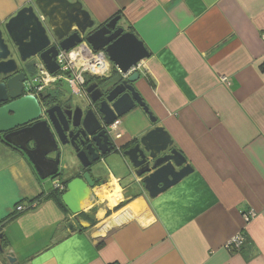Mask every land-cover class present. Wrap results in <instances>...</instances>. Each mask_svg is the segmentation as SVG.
<instances>
[{"label":"crops","instance_id":"crops-1","mask_svg":"<svg viewBox=\"0 0 264 264\" xmlns=\"http://www.w3.org/2000/svg\"><path fill=\"white\" fill-rule=\"evenodd\" d=\"M34 1L0 0V27ZM78 1L95 26L120 15L149 53L134 85L156 122L124 115L119 145L161 126L193 171L149 198L111 153L72 215L0 138V264H264V0ZM62 174L60 194L77 176Z\"/></svg>","mask_w":264,"mask_h":264},{"label":"water","instance_id":"water-1","mask_svg":"<svg viewBox=\"0 0 264 264\" xmlns=\"http://www.w3.org/2000/svg\"><path fill=\"white\" fill-rule=\"evenodd\" d=\"M120 18L117 15L103 25L95 26L89 12L78 0H35L20 8L0 27V78H6L0 82V103L5 102L0 107V135L6 133L3 140L26 155L42 180H52L63 173L60 147L68 144L72 146L76 152L72 161H67L68 154H64L63 158L66 164H72L77 159L83 173L70 178L60 196L63 205L72 215L80 214L83 211L82 203L90 199L92 189L97 183H104L101 177H94L90 171L91 162L98 160L99 156L89 160L85 151L76 146V139L80 135H92L98 131L96 136H103L105 140L113 137V143H108L110 148L101 151V154L121 152L132 170L130 185L140 184L149 198L156 197L193 171L186 158L173 146L169 133L161 126H155L138 139L119 145L121 134H117L114 127L110 126L114 121L139 107L151 122H156L135 89L139 72L127 78L123 76L132 66L149 57V53L133 32L124 31L118 26ZM52 41H58V48L65 51L82 42L87 43L93 51L102 50L120 73L119 79H122L106 97L100 89H95V84L88 86L92 102L101 98L98 108L100 119L91 108L84 115L79 109L80 116L76 120L74 113L71 123L72 127L77 128L76 132L69 130L62 114L51 119L59 143L46 120L11 131L42 116L38 100L34 96H22L24 90L30 89V84L25 85V74L19 71L12 54L15 51L21 62L39 56L46 69L54 73L58 69L55 61L58 50ZM51 111L52 108L47 113ZM29 141L33 142V148H28ZM54 151H57L56 157L49 158L48 155ZM7 259L12 262L14 258L7 253Z\"/></svg>","mask_w":264,"mask_h":264},{"label":"flooded vegetation","instance_id":"flooded-vegetation-1","mask_svg":"<svg viewBox=\"0 0 264 264\" xmlns=\"http://www.w3.org/2000/svg\"><path fill=\"white\" fill-rule=\"evenodd\" d=\"M52 44L57 46V50H58L57 54H58L59 53L58 41H52ZM12 57L16 59L19 71L24 72L27 83L30 84L29 81H31L32 78L34 79V77L38 76V80H36V83L31 82L32 85L30 89L24 90L22 92V96H26V95L34 96L38 100V104L41 108L42 116L35 121H32L30 123H27L19 127H16L12 129L11 131H15V130H18L24 127L31 126L37 121L46 120L50 127V130L53 133L54 138L57 139L58 143L60 139L56 131L53 128L51 119L54 120L59 115L62 114L65 117L69 125V130L71 132H76L77 128L72 127L71 123L73 122L74 113H75L76 120L80 116L79 109L81 111V114L84 115V113L88 109L91 108L95 116L98 119L101 118V114L98 111L99 102L101 101V98L97 100L96 102H92L90 98V93L87 91L88 86L91 84H95V89L97 88L100 89L101 92L103 93V96L106 97L109 91H111L114 86H116L119 82L122 81V79L121 80L119 79L121 75L118 72V70L112 64H110L108 71L103 75L93 76V75L82 73L80 77H77L74 80V82L70 84L68 80L64 78L55 79L54 81H50L45 84L43 83L42 77L45 71L44 69H46V67L44 63L41 61V59L39 58V56H34V57L29 58L25 62H21L19 61L16 52L14 51L12 54ZM123 76L124 78H127L130 75L126 76V74H124ZM5 79H6L5 77L1 76L0 82L4 81ZM64 83H66L68 87L70 88L71 94L82 98V102L74 101L71 98V96L67 94L65 89L62 88V84ZM8 101H11V100H8ZM4 104L5 102H1L0 107L3 106ZM51 108L53 109V111H51V113L48 114L47 111ZM119 124L120 123H118L116 126H113L114 128L112 127V124L110 126L116 130ZM11 131H8V132H11ZM5 134L6 133L1 134L0 138L2 139ZM97 134H98V131L92 135H85V136L80 135L76 139V146L80 150L85 151L89 160H91V158L96 155L99 156L98 160L91 162L90 171H93L94 168L92 167H94L98 163L103 162L108 155H110L111 153H114L113 151H110V152H106L104 155L101 154V151L106 150V148H110L108 146V143L109 142L113 143L112 141L113 137L110 136L108 139L105 140L103 136H96ZM27 146L28 148H33V142L29 141L27 143ZM60 149H61L60 154H61V159H62L61 160V170L70 171V172L76 171L77 175H80L81 173H83V169L77 159H74L72 164H68V163L66 164V160L63 158L64 154H68V156L72 154L73 156H75L74 153L76 152H74V149L72 148V146L68 144L65 146H61ZM56 154H57V151H54L50 153L48 157L55 158ZM57 179L58 178H54L52 182Z\"/></svg>","mask_w":264,"mask_h":264},{"label":"built area","instance_id":"built-area-1","mask_svg":"<svg viewBox=\"0 0 264 264\" xmlns=\"http://www.w3.org/2000/svg\"><path fill=\"white\" fill-rule=\"evenodd\" d=\"M56 63L58 64V69L54 73H50L47 69H44V74L42 77L43 83H48L54 81L55 79L64 78L68 80L69 84L73 83L77 77H80L82 73L88 75H103L105 74L109 67L110 63L106 55L102 51H93L90 47L82 42L77 44L75 47L65 51L59 48V53L56 56ZM141 64L138 63L135 66H132L127 75H131L134 72H140ZM38 76L32 78L30 81L36 83ZM119 123V120H116L112 123V126H116ZM54 188L59 190L64 189V184L61 181H54ZM32 207L35 204L31 205ZM24 210L23 206L18 205L16 207V212H22ZM244 238L241 235H236L232 238L231 244L234 248H239L243 244Z\"/></svg>","mask_w":264,"mask_h":264},{"label":"rangeland","instance_id":"rangeland-1","mask_svg":"<svg viewBox=\"0 0 264 264\" xmlns=\"http://www.w3.org/2000/svg\"><path fill=\"white\" fill-rule=\"evenodd\" d=\"M25 85L27 86V82H25ZM62 88H64L65 89V91L67 92V94L69 95V96H71V98L74 100V101H78V102H82V98H80V97H78V96H76V95H73V94H71V90H70V88L68 87V85L66 84V83H64V84H62ZM72 158H73V155L71 154L70 155V157L68 156V158H67V161L68 162H71L72 161ZM97 166H98V168L101 170L100 172L103 174V175H106V172H107V170H106V167H107V165L105 164V163H98V164H96L94 167H92V168H96L97 169ZM68 171H64V173L62 174V177L63 178H65L66 177V173H67ZM47 182V181H46ZM49 183H51V181H49ZM122 183H123V185H127L126 183V179H124L123 178V180H122ZM130 185V184H129Z\"/></svg>","mask_w":264,"mask_h":264},{"label":"trees","instance_id":"trees-1","mask_svg":"<svg viewBox=\"0 0 264 264\" xmlns=\"http://www.w3.org/2000/svg\"><path fill=\"white\" fill-rule=\"evenodd\" d=\"M2 140V139H1ZM6 145H9L7 142H5L4 140H2ZM10 146V145H9ZM60 193L58 192V190L57 189H53L52 191H51V196L52 197H54L64 208H66L63 204H62V202H61V200H60ZM11 217H12V215H9V216H6V217H4L3 219H1L0 220V227H2V224L3 223H5V222H7V221H9L10 219H11ZM244 242H245V240L243 241V244H244ZM243 244H242V246H243ZM242 246L240 247V248H242ZM239 248V249H240Z\"/></svg>","mask_w":264,"mask_h":264}]
</instances>
